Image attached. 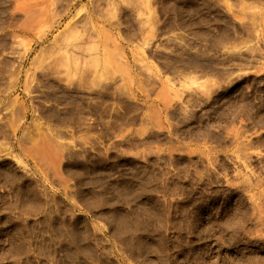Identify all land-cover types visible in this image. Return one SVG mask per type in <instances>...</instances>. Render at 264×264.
Masks as SVG:
<instances>
[{
    "label": "rangeland",
    "instance_id": "rangeland-1",
    "mask_svg": "<svg viewBox=\"0 0 264 264\" xmlns=\"http://www.w3.org/2000/svg\"><path fill=\"white\" fill-rule=\"evenodd\" d=\"M0 264H264V0H0Z\"/></svg>",
    "mask_w": 264,
    "mask_h": 264
},
{
    "label": "bare ground",
    "instance_id": "bare-ground-1",
    "mask_svg": "<svg viewBox=\"0 0 264 264\" xmlns=\"http://www.w3.org/2000/svg\"><path fill=\"white\" fill-rule=\"evenodd\" d=\"M40 147H41V146H40ZM38 149H39V148H38ZM43 149H44V147H43ZM45 149H47V148H45ZM37 151H38V150H37ZM39 151H42L41 148H40ZM47 151H48V150H47ZM47 151H46L45 153H47ZM42 152L44 153V151H42ZM48 153H49V151H48ZM48 153H47V154H48ZM36 154H37V157H38V156H39L40 158L42 157V153H41V152H40L41 155L39 154V152H37ZM38 154H39V155H38ZM45 155H46V154H45ZM45 155L43 156L44 159H45ZM43 158H41L43 161L40 160L39 158H38V159H39L40 161L44 162V159H43ZM47 158H48V161H49V160H50V159H49V156H46V159H47ZM45 162H47V161H45ZM45 162H44V163H45Z\"/></svg>",
    "mask_w": 264,
    "mask_h": 264
}]
</instances>
